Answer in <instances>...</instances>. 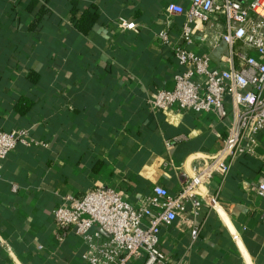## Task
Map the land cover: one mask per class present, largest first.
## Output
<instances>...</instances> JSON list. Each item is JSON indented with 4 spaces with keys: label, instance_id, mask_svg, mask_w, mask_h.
Returning <instances> with one entry per match:
<instances>
[{
    "label": "crops",
    "instance_id": "0c3cea01",
    "mask_svg": "<svg viewBox=\"0 0 264 264\" xmlns=\"http://www.w3.org/2000/svg\"><path fill=\"white\" fill-rule=\"evenodd\" d=\"M35 1L0 0V128L26 127L42 143L0 159V264H88L81 237L55 238L52 211L62 199L99 186L133 205L154 185L176 194L192 164L220 148L229 118L166 116L146 103L154 88L173 89L181 69L155 36L180 30L183 18L167 17V0H76V17L99 11L86 35L71 21V0ZM198 28L193 49L218 64L225 45L211 50ZM21 99L32 102L25 113L16 109ZM262 177L264 129L253 152L241 146L229 172L207 182L198 216L189 207L161 228L170 264H264V199L254 193Z\"/></svg>",
    "mask_w": 264,
    "mask_h": 264
},
{
    "label": "built area",
    "instance_id": "2783aa9c",
    "mask_svg": "<svg viewBox=\"0 0 264 264\" xmlns=\"http://www.w3.org/2000/svg\"><path fill=\"white\" fill-rule=\"evenodd\" d=\"M164 10L170 20L183 18L178 33L163 28L155 34L181 69L173 74V89L154 88L146 93V103L166 116L211 112L229 122L220 148L192 164L191 174L176 194L154 185L149 195L133 205L113 188L99 186L62 199L52 211L59 228L55 238L81 237L82 257L88 264H170L159 242L161 228L184 219L189 207L190 214L198 216L207 182L214 174L229 172L230 160L241 146L253 152L256 136L264 129V0H188L187 6L167 0ZM118 23L137 30L133 21L120 18ZM198 25L211 50L225 45L218 64H212L209 53L193 49ZM19 144L42 143L30 140L26 127L0 128L1 160ZM254 193L264 199V177ZM198 229L192 223L193 237Z\"/></svg>",
    "mask_w": 264,
    "mask_h": 264
},
{
    "label": "trees",
    "instance_id": "16d2710c",
    "mask_svg": "<svg viewBox=\"0 0 264 264\" xmlns=\"http://www.w3.org/2000/svg\"><path fill=\"white\" fill-rule=\"evenodd\" d=\"M71 1H72L71 21L74 22V27L80 33L86 35L91 30L95 22H97L99 17V11L95 6H91L90 8L84 10L79 17H76L75 13L77 11V1L76 0H71ZM31 106H32V102L26 99H21L16 103V109L20 113H25L27 110L31 108Z\"/></svg>",
    "mask_w": 264,
    "mask_h": 264
}]
</instances>
